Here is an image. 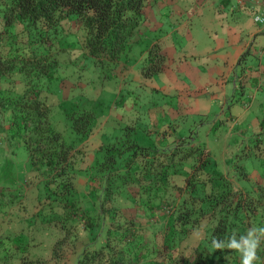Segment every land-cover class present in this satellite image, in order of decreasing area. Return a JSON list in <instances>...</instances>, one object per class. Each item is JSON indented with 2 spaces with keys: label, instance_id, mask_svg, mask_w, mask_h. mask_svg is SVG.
<instances>
[{
  "label": "trees",
  "instance_id": "16d2710c",
  "mask_svg": "<svg viewBox=\"0 0 264 264\" xmlns=\"http://www.w3.org/2000/svg\"><path fill=\"white\" fill-rule=\"evenodd\" d=\"M162 1L0 0V151L5 146L14 154L19 148L26 150L29 172L41 178L36 185L41 203L36 217L58 224L66 239L79 236V231L72 232L79 225L89 233L90 241L76 264H240L236 249H214L212 239L230 243L234 235L242 243L241 236L247 238L249 229L264 227V195L248 196L231 182L222 183L224 174L196 178L195 173L204 172L209 162V153L204 159L206 148L190 143L172 151H154L137 144V137L134 142L131 132L105 149L97 186L91 190L92 208H86L78 196L75 176L82 156L54 128L52 106L43 94V86L59 74L61 56L71 44L67 24L76 21L84 32L76 41L84 54L112 71L144 41L149 10ZM149 59L143 71L146 78L164 68L165 57L157 44L150 47ZM17 77L22 89L16 87ZM68 118L79 141L86 140L95 111L84 108ZM195 158L204 160L203 165L187 177L185 188L176 180L179 166ZM212 179L220 180V189L212 185V191L199 198L196 193ZM23 187L0 185V202L8 195L22 196ZM175 191L188 192L189 197L173 198ZM119 197L127 203L119 202ZM130 204L134 213H128ZM161 219H167L165 225ZM202 228L204 237L196 244H184ZM259 235L254 232L255 238ZM260 240V259L255 264H264Z\"/></svg>",
  "mask_w": 264,
  "mask_h": 264
},
{
  "label": "rangeland",
  "instance_id": "374dc122",
  "mask_svg": "<svg viewBox=\"0 0 264 264\" xmlns=\"http://www.w3.org/2000/svg\"><path fill=\"white\" fill-rule=\"evenodd\" d=\"M160 9H154L157 16H150L152 19L153 16L157 17V21L165 23V26L160 30H151L147 21L146 27L150 31L147 30L143 35L144 41L136 45L128 54V59L124 58L125 62L112 71L98 66L84 54L79 42H76L83 38L84 32L76 21L67 24V30L72 34L68 38L71 44L68 45V52L61 56L59 74L49 85L43 86V94L52 106L51 120L54 128L63 134L68 143L76 145L82 156L75 176L76 191L82 204L86 208L93 206L91 190L97 186L100 177L97 168L103 160L105 149L113 143L124 141L129 132L134 142L137 137V144L154 151H172L188 147L190 143L201 145L207 149L204 159L209 153V162L204 172L195 173L196 178L206 179L210 177L209 174H224L222 183L231 182L234 189L248 196L254 194L263 197L264 132L258 133L262 128L264 106L255 105L234 124L230 114L234 104L242 109L240 98L243 95L237 91L234 96L233 85V90L230 87L231 91L227 95L213 99L209 106L199 107L194 100L177 91L173 96L167 93L164 80L166 72L155 76L156 82L163 89H158L152 78L144 77V67L150 65V47L158 37L171 31L168 7ZM180 78L191 83L184 75ZM233 81L234 78L232 84ZM16 87L23 88L18 77ZM214 88L209 85V96ZM260 97L257 95L255 101ZM84 108L94 110L96 119L90 136L80 142L68 117L72 112ZM169 135L174 140L169 142ZM159 138L167 146L159 145ZM203 161L195 158L179 166L181 174L176 176L178 183L186 188L187 177L194 174V169L203 165ZM25 173L29 174L26 176ZM26 177L28 182L24 184ZM40 179L29 172L28 155L24 147L19 148L15 154L6 146L4 151H0V185L6 189L24 186L22 196L8 195L0 202V264H76L83 246L90 241L89 233L81 225L72 231L74 234L79 231L78 237L75 235L66 239L58 224L44 222L36 217L35 214L41 208L36 186ZM221 182L218 179L210 180L196 195L199 198L206 196L212 191V185L220 189ZM173 193V198L189 197L188 192ZM118 199L121 203H127L124 197ZM130 207L132 209L128 213H134L133 205ZM141 221L145 223L146 219L142 217ZM161 221L165 225L167 219ZM204 235L202 228L185 240L184 244H196ZM259 237L264 241V235L260 233Z\"/></svg>",
  "mask_w": 264,
  "mask_h": 264
},
{
  "label": "crops",
  "instance_id": "0c3cea01",
  "mask_svg": "<svg viewBox=\"0 0 264 264\" xmlns=\"http://www.w3.org/2000/svg\"><path fill=\"white\" fill-rule=\"evenodd\" d=\"M260 1L164 0L152 7L148 16L151 30L165 26V23L157 21V17L154 18L155 8L168 7L171 16V31L153 42L165 57L163 70L155 76L166 72L167 93L173 96L177 91L194 100L197 106L206 107L213 99L227 95L230 87L234 86V96L237 91L243 95L240 98L242 109L234 104L230 114L234 124L255 105L263 107L264 26L255 23L253 17ZM160 13L162 16L161 9ZM150 14L154 15V22ZM148 27L145 31H150ZM240 69L241 75L238 74ZM181 75L191 83L185 82ZM155 76L151 78L155 80ZM155 84L158 89H163L156 80ZM209 85L215 87V93L212 91L210 96ZM257 95L261 97L255 101ZM261 127L258 134L264 132V118ZM168 138L169 142L174 140L171 135ZM160 140L159 145L167 144ZM262 144L263 141L260 146Z\"/></svg>",
  "mask_w": 264,
  "mask_h": 264
},
{
  "label": "clouds",
  "instance_id": "9594fccd",
  "mask_svg": "<svg viewBox=\"0 0 264 264\" xmlns=\"http://www.w3.org/2000/svg\"><path fill=\"white\" fill-rule=\"evenodd\" d=\"M257 22L264 23V16L257 15L255 17ZM260 232L264 235V227H253L248 230L247 238L241 236L242 243H237L236 238L233 235L228 240L230 243H224L219 239L213 238L211 241V247L214 249L233 248L236 249L241 256L240 264H255L260 258L257 255V249L261 243V240L254 237V232Z\"/></svg>",
  "mask_w": 264,
  "mask_h": 264
},
{
  "label": "built area",
  "instance_id": "2783aa9c",
  "mask_svg": "<svg viewBox=\"0 0 264 264\" xmlns=\"http://www.w3.org/2000/svg\"><path fill=\"white\" fill-rule=\"evenodd\" d=\"M257 15L264 16V0H262V1H260V2L257 3V6H256L255 11H254V16H253L255 23L264 26V23H261V22H257L256 21L255 17Z\"/></svg>",
  "mask_w": 264,
  "mask_h": 264
}]
</instances>
